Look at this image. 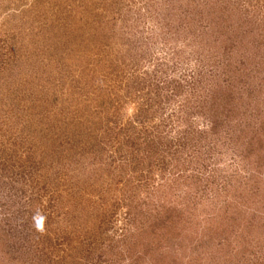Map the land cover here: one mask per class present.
Masks as SVG:
<instances>
[{"label":"rangeland","instance_id":"obj_1","mask_svg":"<svg viewBox=\"0 0 264 264\" xmlns=\"http://www.w3.org/2000/svg\"><path fill=\"white\" fill-rule=\"evenodd\" d=\"M0 264H264V0H0Z\"/></svg>","mask_w":264,"mask_h":264},{"label":"clouds","instance_id":"obj_2","mask_svg":"<svg viewBox=\"0 0 264 264\" xmlns=\"http://www.w3.org/2000/svg\"><path fill=\"white\" fill-rule=\"evenodd\" d=\"M42 224H43V217H40L37 220V228H38V230H42Z\"/></svg>","mask_w":264,"mask_h":264}]
</instances>
